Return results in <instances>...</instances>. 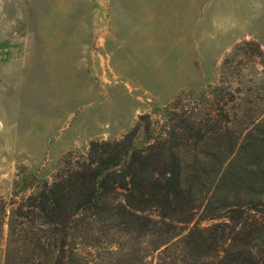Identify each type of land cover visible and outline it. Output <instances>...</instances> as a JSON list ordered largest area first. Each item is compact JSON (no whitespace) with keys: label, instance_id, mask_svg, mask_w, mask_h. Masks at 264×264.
<instances>
[{"label":"rangeland","instance_id":"374dc122","mask_svg":"<svg viewBox=\"0 0 264 264\" xmlns=\"http://www.w3.org/2000/svg\"><path fill=\"white\" fill-rule=\"evenodd\" d=\"M149 2L0 0V199L9 202L19 182L28 187L21 197L52 181L92 141L136 130L139 147L170 134L197 215L211 198L224 209L239 201L216 174L233 138L264 120V0H198L195 10L193 0ZM7 241L4 225L0 264Z\"/></svg>","mask_w":264,"mask_h":264},{"label":"trees","instance_id":"16d2710c","mask_svg":"<svg viewBox=\"0 0 264 264\" xmlns=\"http://www.w3.org/2000/svg\"><path fill=\"white\" fill-rule=\"evenodd\" d=\"M152 139L139 147L134 130L120 140H95L86 156L66 159L30 194L19 197L28 190L19 182L9 202L0 199V228L8 227L3 264H264V120L233 138L216 174L219 183L231 182L239 201L224 209L211 198L199 215L170 134ZM241 192L251 197L247 205ZM218 218L229 222L200 225ZM101 250L109 261L93 257Z\"/></svg>","mask_w":264,"mask_h":264},{"label":"crops","instance_id":"0c3cea01","mask_svg":"<svg viewBox=\"0 0 264 264\" xmlns=\"http://www.w3.org/2000/svg\"><path fill=\"white\" fill-rule=\"evenodd\" d=\"M198 2V0H193V3L190 5V8L189 9H196V7L199 5V2ZM197 3V4H196ZM135 4H137V0H135ZM153 4H154V2H152L151 3V0H150V2H149V5H150V7H152L153 6ZM197 5V6H196ZM193 6V7H192ZM192 7V8H191ZM190 11V10H189ZM152 14H153V12H152ZM151 14V15H152ZM224 15H226V14H224ZM223 15V16H224ZM187 16H188V22H190V17L192 16V15H189V13L188 14H186L185 16H184V20L187 18ZM223 16L221 17V19H223L224 20V18H223ZM195 18V16H193V19ZM192 27H195V23H194V25L192 26ZM193 29V28H192ZM205 30H206V26L204 25L203 26V37L206 35V33H205ZM231 47H233V43L230 45V46H228V48H227V51L231 48ZM225 51H226V49H225Z\"/></svg>","mask_w":264,"mask_h":264}]
</instances>
